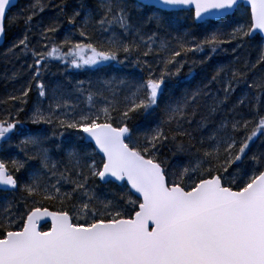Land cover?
<instances>
[{
  "label": "snow or ice",
  "instance_id": "1",
  "mask_svg": "<svg viewBox=\"0 0 264 264\" xmlns=\"http://www.w3.org/2000/svg\"><path fill=\"white\" fill-rule=\"evenodd\" d=\"M13 6L0 0V37L21 19L25 31L3 55L32 63L0 99V264H264V0H97L71 14L67 0H33L10 16ZM49 7L57 15L34 24ZM237 13L248 22L214 23ZM60 17L72 31L58 40ZM253 40L255 62L236 56L175 94L172 82L223 45ZM53 61L101 74L95 89L76 82L87 110L45 81Z\"/></svg>",
  "mask_w": 264,
  "mask_h": 264
},
{
  "label": "trees",
  "instance_id": "2",
  "mask_svg": "<svg viewBox=\"0 0 264 264\" xmlns=\"http://www.w3.org/2000/svg\"><path fill=\"white\" fill-rule=\"evenodd\" d=\"M33 2V0H20L19 3L11 9L9 13L10 16L16 15L21 12L22 9H25ZM54 3H58L59 0H53ZM81 2L87 8H94L96 6L97 0H67V7L65 11L68 14H71L73 9H79ZM130 4H135V0H129ZM250 12V10H249ZM134 15L138 14L134 11ZM57 15V10L55 8L49 7L46 8L43 13H40L37 16L33 23L35 24L38 20L43 18L44 22L47 23L49 18L54 17ZM83 15V13H82ZM62 21V26L60 27L59 32L56 34V39H62L65 34L72 31V27L67 23L66 17H60ZM80 18H78L79 21ZM239 19L242 23L248 22V16L242 15L241 13H237L234 18L231 19H222L220 21H216L214 23H218L223 26L225 31H230L231 27L234 26V21ZM190 23V22H189ZM196 32L197 36H202V30L200 29H193ZM25 31V25L23 20H19L17 23L7 27L6 30V42L0 48V99L6 98L9 94L15 93L21 86L29 79L30 73L27 72V64L32 63L31 57H24L19 60H16L12 57H5L3 53L7 50V48L11 45V43L20 37H22ZM35 31V29H34ZM36 36L33 35V42L36 40ZM97 38H100L97 36ZM235 47V43L233 44H225L222 46L221 51H218L217 54L212 56V59L208 61V64L204 66L203 69L197 67L196 71L198 75L186 79L182 74L181 77L174 80L173 84H179V87L175 89V94H179L180 90L183 88H193L197 86L200 82L201 77L205 72H211L213 68L218 65H229L236 56H239L240 62L243 63L245 60L250 62H255L259 53H260V46L258 40H253L244 45V47L239 48L236 53H233L232 49ZM191 58H199L191 57ZM264 70V65H261L256 69V74L260 75ZM188 71V67L185 66L184 73ZM13 72L20 73L16 79H10ZM124 73L135 75L139 77L141 73L138 69H134L132 67H128L124 69ZM102 78L101 74L96 73L94 70H78V69H71L69 68L65 71V66L58 61H53L48 68V71L44 73V79L50 85H55L57 82L63 83L66 86V90L71 93L69 97L73 102L79 104L80 109L87 110V93L81 95L80 93L75 91V85L77 81L83 80L85 81L84 87L87 89L89 87V82H91V86L93 89L99 87L98 80ZM70 82V83H69ZM246 91L244 86H241L237 91L233 94L232 100L235 101L237 97L241 96L243 92ZM37 100V94L35 89L30 93V99L28 105L25 108V112L21 114L22 119H26L28 115H30V109L32 108L33 104ZM45 107H47V102H45ZM8 107V105H0V113L3 112V109ZM264 110V109H262ZM246 112L250 113V108L245 110ZM138 123L143 124V119L141 118L138 120ZM259 141H257V145ZM166 155L170 158L171 162L174 164L177 162V158L171 155V152L165 149ZM11 157H15L18 159H24L23 153H20L17 149H12L8 154ZM7 158V157H5ZM29 167H36L38 166L37 161H30ZM22 175H24L22 173ZM103 194V191L101 192ZM49 225H45L44 228H48Z\"/></svg>",
  "mask_w": 264,
  "mask_h": 264
},
{
  "label": "water",
  "instance_id": "3",
  "mask_svg": "<svg viewBox=\"0 0 264 264\" xmlns=\"http://www.w3.org/2000/svg\"><path fill=\"white\" fill-rule=\"evenodd\" d=\"M19 1L20 0H14V6L11 8V9H13L18 3H19ZM136 1V0H135ZM249 10H250V8H249ZM6 35H7V33H6ZM6 35H5V37H0V48L5 44V42H6ZM41 225H42V227H44L45 225H49V227H50V220H47V221H41ZM46 230V229H45Z\"/></svg>",
  "mask_w": 264,
  "mask_h": 264
}]
</instances>
